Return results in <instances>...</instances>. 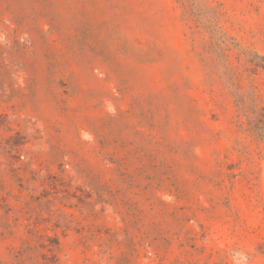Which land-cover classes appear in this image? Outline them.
<instances>
[{"label": "rangeland", "instance_id": "rangeland-1", "mask_svg": "<svg viewBox=\"0 0 264 264\" xmlns=\"http://www.w3.org/2000/svg\"><path fill=\"white\" fill-rule=\"evenodd\" d=\"M0 264H264V0H0Z\"/></svg>", "mask_w": 264, "mask_h": 264}]
</instances>
